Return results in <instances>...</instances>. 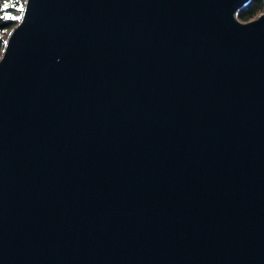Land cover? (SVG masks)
<instances>
[{"label": "water", "instance_id": "1", "mask_svg": "<svg viewBox=\"0 0 264 264\" xmlns=\"http://www.w3.org/2000/svg\"><path fill=\"white\" fill-rule=\"evenodd\" d=\"M249 1L26 0L0 57V264H264Z\"/></svg>", "mask_w": 264, "mask_h": 264}, {"label": "trees", "instance_id": "2", "mask_svg": "<svg viewBox=\"0 0 264 264\" xmlns=\"http://www.w3.org/2000/svg\"><path fill=\"white\" fill-rule=\"evenodd\" d=\"M5 3L9 4L7 9L3 8ZM26 0H0V57L6 45L11 31L20 22L23 12L21 6L25 7ZM264 13V0H250L238 13L237 19L248 22L258 15ZM15 16L17 19H5V15Z\"/></svg>", "mask_w": 264, "mask_h": 264}, {"label": "snow or ice", "instance_id": "3", "mask_svg": "<svg viewBox=\"0 0 264 264\" xmlns=\"http://www.w3.org/2000/svg\"><path fill=\"white\" fill-rule=\"evenodd\" d=\"M8 7H9V4H8V3H5V4L3 5V8H4V9H7ZM20 11H21V12L24 11L23 6H21ZM4 18H5V19H17V17H15V16H10V15H7V14L5 15Z\"/></svg>", "mask_w": 264, "mask_h": 264}]
</instances>
